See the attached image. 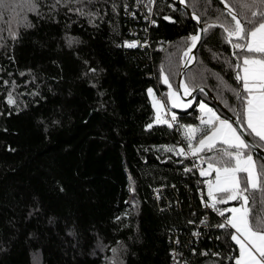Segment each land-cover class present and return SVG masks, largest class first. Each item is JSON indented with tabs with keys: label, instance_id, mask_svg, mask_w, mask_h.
<instances>
[{
	"label": "trees",
	"instance_id": "obj_1",
	"mask_svg": "<svg viewBox=\"0 0 264 264\" xmlns=\"http://www.w3.org/2000/svg\"><path fill=\"white\" fill-rule=\"evenodd\" d=\"M35 3L28 11L26 0H0V264H172L176 237L188 264H235L233 230L218 228L215 215L194 238L204 215L198 176L185 171L189 159L164 150L187 149L178 126H200L201 101L228 118L198 93L189 108L170 109L169 128L155 122L147 93L167 103L162 68L179 91L185 41L198 24L175 0L157 1L152 25L130 0ZM225 3L242 18L237 0ZM185 4L202 25L224 11L219 0ZM142 25L151 48L125 47ZM219 32L203 36L184 84L208 89L237 116L236 58ZM248 206L260 209L252 197Z\"/></svg>",
	"mask_w": 264,
	"mask_h": 264
},
{
	"label": "snow or ice",
	"instance_id": "obj_2",
	"mask_svg": "<svg viewBox=\"0 0 264 264\" xmlns=\"http://www.w3.org/2000/svg\"><path fill=\"white\" fill-rule=\"evenodd\" d=\"M179 2L184 4L185 0H179ZM237 2L244 10L242 18H238V14L225 3V0H220V3L224 5V11L217 13L214 20L206 19L198 28L197 34L187 38L185 43L188 46L183 56L190 61L193 58L190 53L202 39L201 33L206 36L210 30L220 29L218 35L230 46L231 54L236 58L233 68L240 89L234 90V94L240 101L242 112H236L235 109L233 111L238 116L235 123L243 132L238 131L233 122L226 118L222 119L201 101L199 109L204 115L200 118V124L203 127L178 126L183 130L187 152L185 147L177 149L175 146L164 150L175 152L176 155L185 158L190 153L191 157L196 158L193 167L199 171L201 177L215 173L214 179L204 181L209 198V202H205V207L218 211L219 216L224 217V221L217 226L218 228L235 230L229 232L230 239L239 245V256L233 258L235 264H264V217L257 218L264 211V163L257 165L251 155L257 147L264 145V10H261L264 8V0H237ZM152 3L154 0H148V4L145 5L149 13L152 10ZM26 7L28 11H38L35 0H26ZM76 11L79 12L80 9ZM190 15L198 25L201 24V17L196 15L195 11L190 12ZM137 45L138 42L125 44L129 48ZM161 75L162 82L170 90L165 94L166 99L170 101V108L190 107L191 101L184 104L180 100L181 93L171 90L172 85L168 75L164 74L163 68ZM181 87L184 90L182 93L184 96L197 90L195 84L190 88L188 84L182 83ZM198 90L204 91L203 88ZM147 93L153 98L152 106L157 110L155 122L172 128L173 122L177 120L176 113L170 112L165 102L155 97L152 88L147 89ZM7 103H15L11 93L8 94ZM152 127V124L147 125L149 129ZM245 132L249 137L256 139L245 140L243 134ZM202 153L213 154L201 155ZM192 170V168H185L186 172ZM250 197L260 203V209L255 215L248 206ZM230 201H238L239 206L227 209L217 208L218 204H226ZM226 213L231 215L226 216ZM112 251L115 253L117 250Z\"/></svg>",
	"mask_w": 264,
	"mask_h": 264
},
{
	"label": "built area",
	"instance_id": "obj_3",
	"mask_svg": "<svg viewBox=\"0 0 264 264\" xmlns=\"http://www.w3.org/2000/svg\"><path fill=\"white\" fill-rule=\"evenodd\" d=\"M130 1L133 2V5L135 6V8L137 10H143L145 12L146 17L143 16L144 22L145 23L148 22L150 25H152L154 22L155 7H156L158 0H154V3L151 4L152 10L150 13L148 12V8L145 6L148 4V0H137V1L130 0ZM130 16L133 17L134 19L137 18V17H135L136 15H134L133 13H130ZM143 25L139 28V30H137L135 32L132 40L124 42V46H125L126 42L127 43L138 42V45L136 47H131V48H134V49L140 48L141 50L151 48L152 43L150 40L149 29L146 26H145V29H142ZM186 61H188V58ZM170 112H172V111L170 110ZM164 118H167V117H164ZM175 123H176V121L173 122L174 126H175ZM185 150L187 152V149H185ZM187 159L190 160V163H191L190 168H192L198 176V182H199L198 195L200 197L201 208L204 211V215L200 218L197 227L192 230V234H193L194 238L196 240H198L199 238H201V235L203 234V230L209 229L210 227L213 226L212 217L214 215L219 219L220 223H222L224 221V217L219 216L218 211L213 210L210 207H205V202H209V198L207 196V185L204 183V181L213 179L212 175L207 176V177H201L199 175V171L193 167L196 158L191 157V155L189 153L187 156ZM204 167L206 168V165ZM161 193H162V189L157 188L154 190V196H155L156 200L159 202L161 200ZM202 197H203V199H202ZM217 208L220 209L218 206H217ZM174 244H176L177 247H175L173 249L174 255H172V264H188L187 260L183 256V253L179 249L180 243H179V240L177 237L174 239ZM202 253L205 254L206 251L204 249H202Z\"/></svg>",
	"mask_w": 264,
	"mask_h": 264
},
{
	"label": "water",
	"instance_id": "obj_4",
	"mask_svg": "<svg viewBox=\"0 0 264 264\" xmlns=\"http://www.w3.org/2000/svg\"><path fill=\"white\" fill-rule=\"evenodd\" d=\"M177 2V4H179L183 10L186 11V13L188 14L189 18L193 21H195L192 16L190 15V10L189 8L186 6V4H181L179 2V0H175ZM220 1V0H219ZM196 22V21H195ZM197 23V22H196ZM202 26V24L198 25V28H200ZM202 35V39H203V34L201 33ZM201 39V41H202ZM201 41L197 44V47L195 49L192 50V52L190 53V56H193V62H189L186 61L183 65H182V70H181V74H180V77H179V91L181 93V96L183 97L184 100H191L195 95H197L198 93H204L210 100H212V102L214 103L215 106H217L225 115L226 117L229 119L230 122H233V124L238 128L239 131L243 132L242 129L239 128V126L235 123V121L238 119V116H234L232 115L230 112H228L217 100V98L214 96L213 93H211V91H209L208 89L204 88V87H199V88H203V92H200L197 88L196 91H193L191 92L190 95L188 96H184L182 95L183 91H182V87H181V84L184 82V76H185V73L187 72V70L193 65V63L195 62V59H196V55H197V50L200 46V43ZM244 134V138L245 140H252L251 137H249L247 135V133H243ZM255 154H257L258 156L264 158V148L262 147H257L254 151H253Z\"/></svg>",
	"mask_w": 264,
	"mask_h": 264
},
{
	"label": "rangeland",
	"instance_id": "obj_5",
	"mask_svg": "<svg viewBox=\"0 0 264 264\" xmlns=\"http://www.w3.org/2000/svg\"><path fill=\"white\" fill-rule=\"evenodd\" d=\"M186 60H187V57H184L183 56V54H182V56H181V62H182V65L186 62ZM184 83V82H183ZM172 91H178V90H176V89H174L173 87H172V89H171ZM170 90H169V88L167 89V91H166V93H168ZM179 92V91H178ZM152 97H151V101H152ZM167 100V99H166ZM180 100L184 103V104H187L185 101H184V99L182 98V96L180 97ZM167 102H168V105H169V107H170V101H168L167 100ZM206 104V103H205ZM191 105H192V102H191ZM209 108H211V109H213V111H215L214 110V108L213 107H211V106H209V105H207ZM187 108H189V107H177V108H170V109H172V110H176V109H181V110H184V109H187ZM198 109H199V106H198ZM200 110V109H199ZM155 111L157 112V110H156V108H155ZM172 112H175V111H172ZM201 112V111H200ZM216 112V111H215ZM216 114H217V112H216ZM204 115V113H202L201 112V116H203ZM218 115V114H217ZM222 119H224V118H222ZM200 126L201 127H203V125H201L200 124ZM235 126V125H234ZM236 127V126H235ZM238 129V128H237ZM239 131V130H238ZM263 147H264V145H262ZM226 147V146H225ZM252 155V154H251ZM252 157H253V161L254 162H256V160H255V158H254V156L252 155ZM239 205H237V206H232V207H238ZM229 208H231V207H229ZM230 215H231V213H230ZM229 215V216H230ZM235 230H233V232H234ZM236 244V243H235ZM237 245V244H236Z\"/></svg>",
	"mask_w": 264,
	"mask_h": 264
},
{
	"label": "crops",
	"instance_id": "obj_6",
	"mask_svg": "<svg viewBox=\"0 0 264 264\" xmlns=\"http://www.w3.org/2000/svg\"><path fill=\"white\" fill-rule=\"evenodd\" d=\"M180 92V91H179ZM155 97L156 98H158V99H161V100H163V98H162V95L161 94H157V93H155ZM183 98V97H182ZM186 103L187 102H189V100H184ZM165 106L167 107V108H169V105H168V102L166 103L165 102ZM170 109V108H169ZM213 174V175H212ZM211 175H212V178L214 179V177H215V173L213 172ZM238 246V249H239V245H237Z\"/></svg>",
	"mask_w": 264,
	"mask_h": 264
},
{
	"label": "bare ground",
	"instance_id": "obj_7",
	"mask_svg": "<svg viewBox=\"0 0 264 264\" xmlns=\"http://www.w3.org/2000/svg\"><path fill=\"white\" fill-rule=\"evenodd\" d=\"M192 57H193V56H192ZM189 62H190V63L193 62V58H192ZM182 91H184L183 88H182ZM254 154H255V153H254Z\"/></svg>",
	"mask_w": 264,
	"mask_h": 264
}]
</instances>
